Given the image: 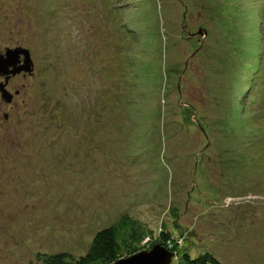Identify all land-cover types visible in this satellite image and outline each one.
Instances as JSON below:
<instances>
[{
  "label": "rangeland",
  "instance_id": "374dc122",
  "mask_svg": "<svg viewBox=\"0 0 264 264\" xmlns=\"http://www.w3.org/2000/svg\"><path fill=\"white\" fill-rule=\"evenodd\" d=\"M263 9L0 0V56L33 64L0 94V264L84 255L125 213L177 238L176 262L264 264Z\"/></svg>",
  "mask_w": 264,
  "mask_h": 264
},
{
  "label": "trees",
  "instance_id": "16d2710c",
  "mask_svg": "<svg viewBox=\"0 0 264 264\" xmlns=\"http://www.w3.org/2000/svg\"><path fill=\"white\" fill-rule=\"evenodd\" d=\"M254 33L258 34V40L254 36L256 40H254L253 44L262 43L263 45L261 46L262 52L260 54H258V49L253 50L252 47L251 57H255L256 63H252V68L250 69L260 76L264 71V24H260ZM248 72L247 75L250 78L252 75H249ZM254 77L255 74L253 79ZM260 89L261 87L258 90ZM177 241V238L171 236L169 232L159 229L158 233H155L153 228L145 222L125 213L109 227L95 233L84 255L76 257L68 252L37 253V263L34 264H113L119 259L129 257L140 251L150 250L156 243L168 250L173 247L171 252L176 254L174 250L178 243ZM175 260L174 258L173 263L175 262L176 264H221L219 260L209 253H202L192 257L184 251L177 262Z\"/></svg>",
  "mask_w": 264,
  "mask_h": 264
},
{
  "label": "water",
  "instance_id": "95a60500",
  "mask_svg": "<svg viewBox=\"0 0 264 264\" xmlns=\"http://www.w3.org/2000/svg\"><path fill=\"white\" fill-rule=\"evenodd\" d=\"M32 65L30 53L23 47L7 49L5 55L0 56V77L4 78V82L0 83V94L5 102H11L13 97L6 89L9 78L21 72L31 73ZM173 258L174 253L156 243L150 250L140 251L113 264H171Z\"/></svg>",
  "mask_w": 264,
  "mask_h": 264
},
{
  "label": "clouds",
  "instance_id": "9594fccd",
  "mask_svg": "<svg viewBox=\"0 0 264 264\" xmlns=\"http://www.w3.org/2000/svg\"><path fill=\"white\" fill-rule=\"evenodd\" d=\"M174 256H175V254H174ZM174 259V258H173ZM173 261V260H172Z\"/></svg>",
  "mask_w": 264,
  "mask_h": 264
},
{
  "label": "flooded vegetation",
  "instance_id": "af4514ba",
  "mask_svg": "<svg viewBox=\"0 0 264 264\" xmlns=\"http://www.w3.org/2000/svg\"><path fill=\"white\" fill-rule=\"evenodd\" d=\"M17 76H19V75H17ZM10 79V78H9ZM9 82V81H8Z\"/></svg>",
  "mask_w": 264,
  "mask_h": 264
}]
</instances>
